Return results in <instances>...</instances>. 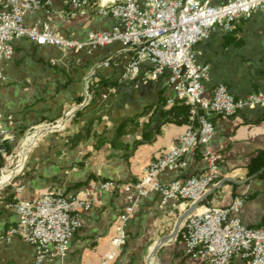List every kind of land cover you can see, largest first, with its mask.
Returning <instances> with one entry per match:
<instances>
[{
    "label": "crops",
    "instance_id": "crops-1",
    "mask_svg": "<svg viewBox=\"0 0 264 264\" xmlns=\"http://www.w3.org/2000/svg\"><path fill=\"white\" fill-rule=\"evenodd\" d=\"M49 1L47 12L26 16V24L48 22L57 34L77 40L114 25L111 17L97 13L100 0H92L74 15L64 0ZM226 1L213 0V4ZM194 50L196 61L209 66L203 81L206 96L220 84L235 98L264 93V11L238 22L231 33L214 27ZM129 56L119 42L91 53H64L26 39L13 42L12 57L1 69L5 77L0 83L2 123L16 140L38 124L59 121L34 128L52 126L32 140L27 151L38 138L51 132L38 142L22 174L0 193V264H35L32 245L19 237L4 238L5 231L17 222L8 206L15 196L30 201L51 188L72 194L92 183H134L143 168L185 130L184 123L167 114L172 106L168 100H174V94L165 76L143 83L141 77L150 69L144 64L134 81L121 79ZM108 88L115 92L103 97ZM213 122L210 147L221 154L220 179L205 194L197 211L212 205L226 207L233 198L244 196L243 224L264 230V167L258 169L264 160V109L246 107L232 117H215ZM184 161L185 169L163 172L159 180L170 182L204 171L200 149L187 154ZM19 186L23 189L15 195ZM125 196L123 190L96 195L90 210L80 214L81 226L70 241L66 257L42 264H97L110 249ZM181 212L182 207L170 205L159 209L157 195L150 193L138 200L125 231L136 234L148 227L154 231ZM174 238L172 235L165 244ZM159 241L149 246L148 264H157ZM160 260L162 264H201L199 258L184 253L183 243L167 248ZM112 264H123L121 257L117 255ZM229 264L244 262L233 258Z\"/></svg>",
    "mask_w": 264,
    "mask_h": 264
},
{
    "label": "built area",
    "instance_id": "built-area-1",
    "mask_svg": "<svg viewBox=\"0 0 264 264\" xmlns=\"http://www.w3.org/2000/svg\"><path fill=\"white\" fill-rule=\"evenodd\" d=\"M91 1L64 0L70 15L83 11ZM99 4L97 13L111 17L114 25L77 40L57 34L48 22L26 24V16L47 12L49 0H0V83L5 81L1 69L11 59L15 41L26 39L36 46H52L64 53H91L119 42L130 54L121 79L134 81L147 64L150 69L143 73L141 81L152 83L165 76L174 100L189 107L188 122L167 150L143 168L134 183H92L72 194L51 188L30 201L15 196L8 206L16 214L17 222L5 231L4 238L19 237L32 245L35 264L64 259L81 226V212L90 210L95 196L101 192L123 190L125 203L118 215L115 236L110 249L97 263L112 264L125 242V223L139 199L154 193L159 209L170 205L182 207L185 212L193 204H200L208 190L219 182L221 154L210 147L213 119L235 116L246 107L264 109V93L235 98L220 84L206 96L203 81L208 77L209 66L196 61L194 50L214 27L231 33L238 22L264 11V0H227L224 4H213V0H100ZM114 92V88H108L102 96ZM1 117L0 113V159L5 156L6 145L14 142ZM198 149L205 163L202 173L170 182L159 180L163 172L185 169L184 157ZM22 189L23 186L17 187L15 195ZM245 200L244 196H237L226 207L212 205L202 211L196 208L187 215L180 226L184 253L199 258L201 264H229L233 258L244 264H264V230L243 224Z\"/></svg>",
    "mask_w": 264,
    "mask_h": 264
},
{
    "label": "rangeland",
    "instance_id": "rangeland-1",
    "mask_svg": "<svg viewBox=\"0 0 264 264\" xmlns=\"http://www.w3.org/2000/svg\"><path fill=\"white\" fill-rule=\"evenodd\" d=\"M69 113V112H67ZM67 115V114H65ZM66 118H62V120L64 121ZM59 120L53 121V122H46V123H41L38 124L30 129H28L26 132H23L22 134H20V136H18V138L16 140H14V142L12 143V146H10V151L7 153H5V156L2 157L0 159V178L2 177V175L4 174L5 171L8 170H13L16 169V171L14 172V174L17 172V170L21 167V165L17 168V166L19 165V161H20V156H16L15 153L18 150L19 146L22 144L23 140L25 139V137L30 134L31 130L37 127H41V126H45V125H49L52 124L54 122H57ZM187 124H185L186 127ZM51 132L46 133L45 135L41 136L40 138H38L33 144L32 146L29 148V150L27 151L26 155L24 154L23 158H25L24 163H23V159H22V163L23 166L21 168V170L17 173V174H13L8 183L3 186L0 189V193H2L5 189L9 188L11 186V184L13 183V181L22 174V172L25 170L26 168V164L28 162V159L30 158V155L32 154V152L35 150V148L37 147L38 142L45 138L47 135H49ZM6 175H8V173H6ZM16 189V188H15ZM15 191V190H14ZM162 210V209H161ZM183 213V212H181ZM181 213L176 214L171 220H169L167 223H164L162 226H159L158 228H156L154 231H152V229L150 227H148L147 229L141 231H138L136 234H131V233H127L126 232V238H125V242L124 244L119 248L118 250V257H121V262L123 264H148L147 262V256H148V251H149V246L157 239H161L165 236H167L168 234H170L175 226V223L179 217V215ZM179 243H183L182 240V236H181V231L179 229L176 237L174 238L173 241L162 245L156 252V263L157 264H162L161 260H160V255L164 254L167 250V248H170L172 246H175L176 244Z\"/></svg>",
    "mask_w": 264,
    "mask_h": 264
},
{
    "label": "bare ground",
    "instance_id": "bare-ground-1",
    "mask_svg": "<svg viewBox=\"0 0 264 264\" xmlns=\"http://www.w3.org/2000/svg\"><path fill=\"white\" fill-rule=\"evenodd\" d=\"M52 126H48V127H44V128H38V129H34L32 131H30L31 133L28 134L25 139L23 140L22 144L19 146L18 150L16 151L15 155L16 156H20V161H19V165L17 166V168L22 164V159L23 156L26 152V150L28 149L29 145L31 144L32 140L38 136L40 133L46 131V129L51 128ZM16 171V169L13 170H8L5 171L4 174L2 175V177L0 178V189L5 186L10 177L14 174V172ZM6 173H8V175H6ZM158 248V247H157ZM156 248V249H157Z\"/></svg>",
    "mask_w": 264,
    "mask_h": 264
},
{
    "label": "trees",
    "instance_id": "trees-1",
    "mask_svg": "<svg viewBox=\"0 0 264 264\" xmlns=\"http://www.w3.org/2000/svg\"><path fill=\"white\" fill-rule=\"evenodd\" d=\"M188 111H189V107L187 105L175 101L172 103V106L168 109L167 114L171 115V117L173 119H176L179 123L187 124V122H188ZM177 114H179V116H180L179 120L177 118V116H178ZM10 146H12V144L6 145V152L7 153L10 151ZM261 167H264V160H263V163L258 167V169L259 168L261 169Z\"/></svg>",
    "mask_w": 264,
    "mask_h": 264
},
{
    "label": "water",
    "instance_id": "water-1",
    "mask_svg": "<svg viewBox=\"0 0 264 264\" xmlns=\"http://www.w3.org/2000/svg\"><path fill=\"white\" fill-rule=\"evenodd\" d=\"M199 205V202L193 204L191 207H189L185 212L181 213L175 223V226L172 230V232L170 234H168L167 236L163 237L160 239L159 241V245L162 246L164 245L172 235H174L176 237L179 229H180V226H181V223L182 221L184 220V218L189 215L190 213H192Z\"/></svg>",
    "mask_w": 264,
    "mask_h": 264
}]
</instances>
